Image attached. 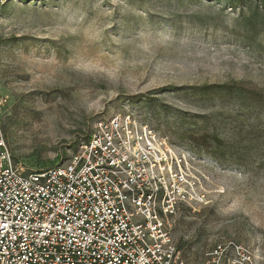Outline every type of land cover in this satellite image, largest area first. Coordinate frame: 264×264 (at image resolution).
I'll list each match as a JSON object with an SVG mask.
<instances>
[{
	"label": "rangeland",
	"instance_id": "374dc122",
	"mask_svg": "<svg viewBox=\"0 0 264 264\" xmlns=\"http://www.w3.org/2000/svg\"><path fill=\"white\" fill-rule=\"evenodd\" d=\"M1 98L26 170L136 118L205 196L170 217L181 257L234 242L264 264V0H0Z\"/></svg>",
	"mask_w": 264,
	"mask_h": 264
},
{
	"label": "built area",
	"instance_id": "2783aa9c",
	"mask_svg": "<svg viewBox=\"0 0 264 264\" xmlns=\"http://www.w3.org/2000/svg\"><path fill=\"white\" fill-rule=\"evenodd\" d=\"M174 152L120 114L99 122L67 163L26 170L0 123V264H188L170 217L205 196L193 191ZM204 258L254 264L250 250L234 242Z\"/></svg>",
	"mask_w": 264,
	"mask_h": 264
},
{
	"label": "trees",
	"instance_id": "16d2710c",
	"mask_svg": "<svg viewBox=\"0 0 264 264\" xmlns=\"http://www.w3.org/2000/svg\"><path fill=\"white\" fill-rule=\"evenodd\" d=\"M231 86H232V85H231ZM210 89H211V88H210ZM233 89H240V88H238V86H236V85H233V86H232V90H233Z\"/></svg>",
	"mask_w": 264,
	"mask_h": 264
}]
</instances>
